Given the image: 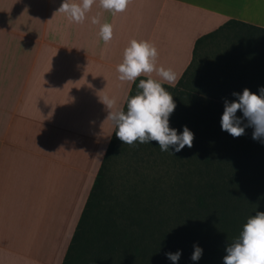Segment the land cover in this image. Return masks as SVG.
<instances>
[{"label":"crops","instance_id":"0c3cea01","mask_svg":"<svg viewBox=\"0 0 264 264\" xmlns=\"http://www.w3.org/2000/svg\"><path fill=\"white\" fill-rule=\"evenodd\" d=\"M62 3L0 0V264L64 263L117 129L100 98L116 97L115 107L125 110L149 78L118 79L131 40L154 43L156 68L173 69L177 80L150 78L176 87L198 41L201 51L220 39L264 38V0H131L121 13L95 0L82 23L57 12ZM104 23L113 25L107 43ZM229 60L238 67L222 80L259 94L264 61L246 67L248 58Z\"/></svg>","mask_w":264,"mask_h":264},{"label":"trees","instance_id":"16d2710c","mask_svg":"<svg viewBox=\"0 0 264 264\" xmlns=\"http://www.w3.org/2000/svg\"><path fill=\"white\" fill-rule=\"evenodd\" d=\"M214 35L215 33L206 38ZM200 42L201 40L197 43L192 66L176 87L184 85L188 89H193L191 85L198 84V78L194 76L193 71L195 69H197L196 72L202 70L199 62H197ZM230 44L232 45L231 51L224 50L220 54L216 52L217 60L215 59V61L218 66L214 65V61H212L211 67L209 66L207 72L209 81L206 85L212 88L210 93H208V96H202V98L201 95L196 96L197 99L194 100V105L199 107L198 111L200 112L198 113L203 116H206V113L208 114L212 107L223 114L225 100L231 102L237 99L232 95L233 93L243 92V90H234L233 85L236 84L223 81L222 72L238 67L229 59L243 56L247 58L249 55L247 52L250 51L245 47L242 48L236 42ZM222 58L227 59L224 64L221 63ZM252 60V58H248L247 64L243 66L253 67L256 65ZM262 60L264 61V59ZM262 67L264 68V64ZM217 71L218 75L215 76ZM139 82L130 98L136 95ZM204 97H207V99ZM200 107L202 108L200 109ZM124 111H127V106ZM236 115L243 119L242 112L238 111ZM196 117L195 114H188L183 117L180 116L181 120H178V116L177 119H172L169 125H173L178 134L182 133L186 126L194 135H199L198 128L201 124L197 126L191 123V120H195ZM243 123H248V121L244 119ZM202 125H205V123L203 122ZM250 128L252 127H245V134L242 136L249 134ZM223 134L231 136L226 131ZM121 142L114 134L63 264H173L167 258L166 253H174L176 249L174 244L182 242L183 239L180 240V238L183 237L184 232H174L170 228L168 212L176 204H185L192 195L190 190L186 192L188 175L183 171L185 164H179L180 175L182 176L180 179L173 180L175 185H170L166 191L160 192L158 195H152L149 192V187H146L147 179L142 174H140L137 182H134L130 187V190L123 188L119 194L115 193V190L110 186L109 170ZM198 145H200V141L194 140L191 148L185 146L181 151L176 152L177 154L173 153V159L181 160L183 156L192 157L196 155ZM174 150V147H172V152ZM172 199L173 204L170 205ZM206 201V197L200 196L195 200L196 207L194 210L196 209L199 212L200 222L198 226L203 233L195 236H191V233H189L186 236L187 241L183 243V246L187 250L188 257L187 260H181V264H223V258L227 254V246L235 242L243 230L244 224L231 221L225 215L217 217V214L211 215L213 217L211 219L213 220L212 228L208 229L203 221V217L210 213V205ZM190 218L199 220V217L191 210ZM200 235L202 236L201 241L204 240L203 253L199 260L193 261L191 257L194 251V243L197 242Z\"/></svg>","mask_w":264,"mask_h":264},{"label":"rangeland","instance_id":"374dc122","mask_svg":"<svg viewBox=\"0 0 264 264\" xmlns=\"http://www.w3.org/2000/svg\"><path fill=\"white\" fill-rule=\"evenodd\" d=\"M252 35L255 40L244 41L241 46L250 51L247 52L249 54L247 58L264 59V38L261 37L263 35L259 33H252ZM228 36L229 33L221 34V38ZM231 48L229 40L220 39L216 43L206 45L203 50H199L197 62L201 60L202 70L193 71L194 76L198 78V84L191 85L193 89H188L184 85L176 88L165 87L173 96L176 104V108L169 117V123L178 116V120H181L180 116L197 115L195 120L190 119L194 125L201 124L198 128L200 134L194 135V140L200 141L196 155L183 156L181 160H178L173 159L172 147L168 152L161 151L156 141L144 144L137 141L134 145L121 142L118 153L110 165V186L115 193L119 194L123 188L130 190L142 174L147 179L146 187H149V192L152 195H158L166 191L170 185H175L173 180L180 179L182 176L179 164H185L183 171L188 175L186 192L190 190L192 195L185 204H176L168 212L170 228L174 232H184L183 237L180 238V240L183 239L182 242L174 244L176 245L174 253L181 252L176 264H181V260H187V250L183 246V243L187 241L186 236L189 233L191 236L203 233L198 226L199 212L194 210L198 196L206 197V202L210 205L209 215L203 217L208 229L212 228L213 220L211 219L213 217L211 215L217 214V217L225 215L231 221L245 224L247 219L254 216L257 211L264 212V138L254 140L252 138L253 127L245 136L241 135L238 138L226 136L221 128L222 114L215 110V107L210 108L212 110L203 116L198 113L200 112L199 107L194 105L196 96L201 95V98L208 96L212 89L206 85L209 81L207 72L212 61L216 59V52L220 54L224 50L231 51ZM243 57L246 58V56ZM140 91L142 90L138 89L135 94L137 95ZM204 98L207 99V97ZM203 122L205 125H202ZM246 124L243 123L242 126ZM171 128L175 129L174 126ZM173 153H176L175 150ZM172 201L173 199L170 200V205L173 204ZM190 210L199 217L198 221L190 218ZM201 238L200 235L194 245L204 249L202 246L204 240L201 241Z\"/></svg>","mask_w":264,"mask_h":264},{"label":"clouds","instance_id":"9594fccd","mask_svg":"<svg viewBox=\"0 0 264 264\" xmlns=\"http://www.w3.org/2000/svg\"><path fill=\"white\" fill-rule=\"evenodd\" d=\"M95 3V0H63L57 12L65 13L71 21L82 23ZM131 0H99L100 7L113 13L124 12ZM92 23H100L98 16L92 17ZM100 36L105 43L113 38V25L104 23L100 28ZM158 51L154 43L133 39L123 53V61L117 66L120 81L134 82L137 77L147 75V80H140L137 95L127 102V111L116 108L117 98L107 94L100 98L109 110L107 120L115 124L118 130L116 137L123 144L134 145L156 141L161 151L168 152L174 147L175 152L181 151L185 146L191 148L194 133L186 126L182 133L177 132L169 125V117L176 108L173 96L162 86V83L151 77L156 72L162 80L175 84L177 75L171 68L163 66L156 68ZM237 99L229 102L225 100L224 111L221 116V128L234 138L245 134V127H253L252 138H264V88L259 89V94L245 88L242 93H233ZM115 109V110H113ZM243 113V119L237 117V112ZM248 121L242 126L243 120ZM173 154V152H171ZM174 155V154H173ZM227 254L223 264H264V212L247 219L243 230L237 240L226 248ZM203 249L194 245L191 259L197 261L201 258ZM173 264L180 259L181 252L166 253Z\"/></svg>","mask_w":264,"mask_h":264}]
</instances>
